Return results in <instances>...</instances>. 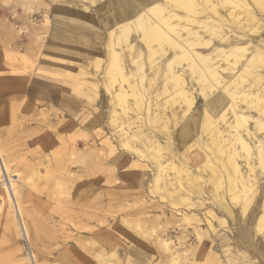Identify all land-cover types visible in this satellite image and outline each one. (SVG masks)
<instances>
[{
  "label": "rangeland",
  "instance_id": "1",
  "mask_svg": "<svg viewBox=\"0 0 264 264\" xmlns=\"http://www.w3.org/2000/svg\"><path fill=\"white\" fill-rule=\"evenodd\" d=\"M70 1L76 4L77 10L89 11L87 5L92 4L91 0H56L54 3ZM54 6L53 0H0V147L10 168L21 176L15 180L21 192V205L25 206L23 211L27 210L23 217L28 231V236L24 235L23 226L15 215L12 219L6 216L12 209L6 203L0 213V264H171L166 256L169 257V252L159 249L163 241L172 242V250L186 258H179L177 264H264V219L258 221L264 212L261 208L262 203L264 205V171L257 168L254 182L249 184L256 187L254 196L259 192L257 199L254 197L255 200L249 202L245 188L240 185L242 177L226 164L230 155L239 151L245 153L241 151L240 143L229 134H225L228 140L231 138L228 142L215 141L213 131L204 130L207 134L203 133L201 143L197 139L190 141L191 148L187 147L184 159L179 144L173 145L175 155L166 150L161 154L169 156L170 162L173 158L178 159L177 164L188 159L196 178L194 182L202 188L205 199L190 190L192 186L186 183L189 178L182 180L184 173L178 167H168L164 174L167 179H180L183 188L180 190L181 181L173 180L176 185L172 181L173 187L169 190L177 192L176 195L178 191L184 192L189 199L174 207L170 201L162 199L160 189L165 188L164 182L159 183L158 189L152 188L156 169L151 157L145 156L154 153L147 146V140H137L145 154L131 151L134 154L132 161L124 162L121 155L128 149L121 148L113 136L116 130L110 121L116 87H110L112 81H107L110 28L106 24L108 34H104L105 37L100 33V39L93 38L94 43L82 44L83 40L77 37L74 44L65 40L54 46ZM261 17L263 25L253 30L255 33L262 29L260 35L250 31L252 36L264 35V14ZM92 23L102 27L104 24L98 22L97 16H93ZM133 41L134 45L139 44L137 36ZM162 81L160 78L157 84L164 92ZM73 89L79 90L80 95L72 93ZM42 93L46 94L48 103L37 104ZM89 94L97 97L90 99ZM166 98L168 94L162 93L158 105L165 104ZM62 101V106L66 101L70 105L66 112L58 106ZM200 106L194 105L188 115ZM122 108L118 107V111ZM107 140L112 144L106 143ZM217 142L226 150L217 151ZM163 143L167 145L165 141ZM112 145L116 147L115 151L109 150ZM235 158L240 163L244 160L238 155ZM136 163L139 166L134 167ZM205 166L212 170L208 171ZM215 173L217 175H213ZM3 180L4 177L0 179V195L5 197ZM214 182L223 185H220L221 190ZM231 187L236 189L232 188V191ZM256 200L260 201L259 209L255 207ZM190 202L199 205L192 204L191 209ZM223 204L228 214L222 211ZM210 210L225 218L227 224L224 227L216 224L217 235H213L214 244L209 248L218 253V260L204 258L198 263L200 238L195 233L194 220L185 218V214L196 213L203 218ZM34 214L36 218L32 217ZM203 221L202 228L208 230ZM221 236L226 238L225 244L221 242Z\"/></svg>",
  "mask_w": 264,
  "mask_h": 264
},
{
  "label": "bare ground",
  "instance_id": "2",
  "mask_svg": "<svg viewBox=\"0 0 264 264\" xmlns=\"http://www.w3.org/2000/svg\"><path fill=\"white\" fill-rule=\"evenodd\" d=\"M91 2L102 11V18L108 15V18L104 20L110 28L108 44L110 67L107 71L110 77L108 76L107 81H112L110 87H116L110 124L115 127L116 133L113 136L118 140L119 146L128 149L121 155L122 160L131 162V156L134 155L131 151L145 154L141 151L143 148L140 147L137 140L139 142L147 140V146L154 153H151L153 155L145 154V156L151 157L149 159L156 169L154 179H152V188L158 189L159 183L164 182L165 188L160 189L162 190V199L170 201L173 207L175 204L180 206L182 200L187 199L188 195L184 192L180 194L179 191L176 195L177 192L169 190V187H173L175 182L180 183L181 180L176 177L167 179L168 176L164 172L168 170V167L182 168L184 173L182 180L189 178L186 183L192 186L190 190L200 193V197L205 199L202 188L194 182L196 178L192 175L186 161L188 159L185 158L184 162L177 164L178 159L173 158L170 162L171 158L161 153L166 150V152L175 155L176 151L173 145L179 144V151L183 157L187 147L191 148L190 141L192 139H197L196 141L201 143L200 138L204 130L213 131V140L223 139L224 143L225 140L228 142L231 139L228 140L225 137V134H229L235 138L236 142L240 143L241 151L245 153L239 151V153L233 154L235 157L238 155L240 159L243 157L242 163L230 155L226 164L233 167L234 171L242 177L240 185L242 184L245 188L243 190L246 193V199H249V202L254 197L257 199L259 192L254 196L256 187L249 184H253L257 168L264 171V35L252 36L251 33L255 27L259 28L263 25L261 16L264 14V0H91ZM258 31L253 32V35H260V31ZM135 36L139 39V48L137 44H133ZM149 72L152 74L150 75ZM160 78L163 80L164 92L168 94L165 104L162 105H158V99L164 93L161 88H158L157 82ZM126 84L127 87L124 86ZM109 90L111 91V88ZM72 93L80 95V91H76V89H73ZM84 93V96H87V93ZM95 96L96 94H92V96L89 94L90 99H95ZM69 97L75 99L70 95ZM199 104H201L199 109L195 110L194 108L191 115H188L192 107ZM120 106L123 107L121 112L118 111ZM206 134L207 131L204 135ZM106 143L112 144L109 140ZM77 145L79 144L77 143ZM109 145L107 146L109 147ZM216 145L217 151L226 150L219 142ZM111 148H113L112 151L116 150L115 146H110L109 150ZM139 148L140 150H138ZM224 153L226 152L224 151ZM0 156L2 161L0 162L2 164L0 179L4 177L2 186L5 192V197L0 195V213H3L6 203L10 204L9 206H12L13 210L10 208L6 216L12 219L15 215L23 226V228L20 227L24 229V235L28 236L23 217V212L27 210L23 211L25 206L21 205V192L15 180L21 176L10 168L8 160L5 161L1 147ZM253 156L256 158L254 159ZM128 165L130 166V163ZM137 166L139 163L134 165V167ZM210 169L212 170V168ZM210 169L207 168L208 171H211ZM214 169L217 171L216 167ZM65 170L67 171V169ZM182 172H180V176L183 175ZM177 174L179 173L177 172ZM172 181L173 185L170 184ZM231 181L233 180L231 179ZM183 182L185 184V181ZM217 183L214 182V185ZM217 185L222 184L218 183ZM179 187L180 190L183 188L182 181ZM232 188L236 189L231 187L232 191H234ZM214 199L216 200V197ZM194 202L192 203L194 205L190 202V207L198 204ZM255 207L260 208L259 200H256ZM261 208H264L263 203ZM191 209L193 208L191 207ZM221 209L228 214L226 205H221ZM180 212L182 211H178V213ZM33 216L36 218V214ZM228 217L231 219V216ZM185 218L194 220L195 233L200 238L201 244L196 255L197 262H201L204 258L218 260V253L209 248L214 244L213 237L217 235L216 224L224 227L227 224L226 219L216 215L214 210L207 211L204 219L196 213L191 215L187 213ZM262 219H264V212L258 221ZM203 220L208 225V230L202 228ZM78 225L80 226V224ZM220 239L221 242L226 241L223 236ZM171 243L163 241L159 248L164 253L169 252V257L165 254L167 259H170L169 263L177 264L179 258L185 260L186 258L180 257L177 251L172 250ZM164 258L166 260V257Z\"/></svg>",
  "mask_w": 264,
  "mask_h": 264
},
{
  "label": "crops",
  "instance_id": "3",
  "mask_svg": "<svg viewBox=\"0 0 264 264\" xmlns=\"http://www.w3.org/2000/svg\"><path fill=\"white\" fill-rule=\"evenodd\" d=\"M54 1L56 0H53V5H55L54 8H56V14L53 16L54 19L52 20V44H54V46L65 43V40H68L69 44H74L77 37L83 40L84 43L82 44L90 42L94 43L93 38L96 37L95 39H100V33L103 35L108 34L106 22L104 21L105 19L102 18L103 13L97 8V6L95 7L92 6V4H89L87 5L89 6L87 8L89 11L83 9L77 10L76 4L71 1L66 4H61L59 2L54 3ZM93 16H97L98 22L102 21L104 23L103 27L96 23H92ZM104 36L106 37V35ZM40 97L41 99L36 101L37 104L48 103L45 93L40 94ZM51 102L54 105V101ZM63 102L64 101H62L58 106L63 109L62 112H66L70 105L66 101V103L62 106L61 104ZM66 104H68V106Z\"/></svg>",
  "mask_w": 264,
  "mask_h": 264
}]
</instances>
